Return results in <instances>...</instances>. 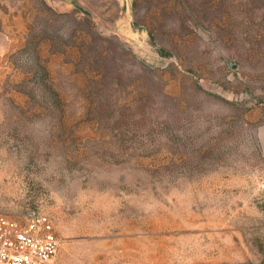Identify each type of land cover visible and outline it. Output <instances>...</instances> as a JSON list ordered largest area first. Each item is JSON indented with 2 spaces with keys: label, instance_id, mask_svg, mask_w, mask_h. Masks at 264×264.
Wrapping results in <instances>:
<instances>
[{
  "label": "rangeland",
  "instance_id": "374dc122",
  "mask_svg": "<svg viewBox=\"0 0 264 264\" xmlns=\"http://www.w3.org/2000/svg\"><path fill=\"white\" fill-rule=\"evenodd\" d=\"M245 1L0 0V216L46 215L55 264H264Z\"/></svg>",
  "mask_w": 264,
  "mask_h": 264
},
{
  "label": "built area",
  "instance_id": "2783aa9c",
  "mask_svg": "<svg viewBox=\"0 0 264 264\" xmlns=\"http://www.w3.org/2000/svg\"><path fill=\"white\" fill-rule=\"evenodd\" d=\"M58 239L52 221L30 213L24 221L0 216V264H55Z\"/></svg>",
  "mask_w": 264,
  "mask_h": 264
},
{
  "label": "trees",
  "instance_id": "16d2710c",
  "mask_svg": "<svg viewBox=\"0 0 264 264\" xmlns=\"http://www.w3.org/2000/svg\"><path fill=\"white\" fill-rule=\"evenodd\" d=\"M221 4H222V0H217V5L220 6ZM243 5H244V7L248 6L245 9H264V0H246ZM146 32L148 34L149 39L152 42H155V40H156L155 35L153 33H151V31H149V30H147ZM157 53L161 57H167L169 55V53H166V51L162 48H157Z\"/></svg>",
  "mask_w": 264,
  "mask_h": 264
},
{
  "label": "crops",
  "instance_id": "0c3cea01",
  "mask_svg": "<svg viewBox=\"0 0 264 264\" xmlns=\"http://www.w3.org/2000/svg\"><path fill=\"white\" fill-rule=\"evenodd\" d=\"M8 48V41L6 39V37L0 33V55H3Z\"/></svg>",
  "mask_w": 264,
  "mask_h": 264
}]
</instances>
